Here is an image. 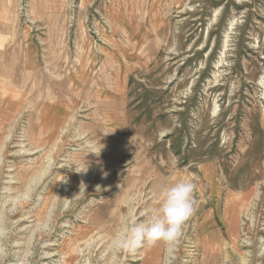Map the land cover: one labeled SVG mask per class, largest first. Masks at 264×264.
<instances>
[{"label": "rangeland", "instance_id": "374dc122", "mask_svg": "<svg viewBox=\"0 0 264 264\" xmlns=\"http://www.w3.org/2000/svg\"><path fill=\"white\" fill-rule=\"evenodd\" d=\"M9 1L30 23V0ZM66 11L65 72L97 58L86 76L125 95V133L104 157L113 145L69 132L57 148L22 119L0 122V264H165L162 247L110 245L180 179L198 204L172 264H264V0H68Z\"/></svg>", "mask_w": 264, "mask_h": 264}, {"label": "crops", "instance_id": "0c3cea01", "mask_svg": "<svg viewBox=\"0 0 264 264\" xmlns=\"http://www.w3.org/2000/svg\"><path fill=\"white\" fill-rule=\"evenodd\" d=\"M67 3L68 0H30L31 21L27 23L11 15L9 0H0V122L22 119L29 134L57 148L67 143L70 132L79 134L78 142L87 139L93 145L102 143L105 148L113 145V150L120 149L115 138L127 125L125 95L115 97V83L106 86L99 74L89 80L86 72L92 64H98L95 56V63L89 60L81 72L76 70L71 76L65 72L69 64ZM90 53L86 61L93 58ZM58 69L63 72L52 79L49 72ZM69 81L75 94L67 93ZM99 101L101 108L97 106ZM116 115L123 118V126H116ZM106 152L101 154L118 156L117 151ZM146 162L148 180L155 176L159 182L162 172L149 156ZM228 223L232 226L224 222Z\"/></svg>", "mask_w": 264, "mask_h": 264}, {"label": "clouds", "instance_id": "9594fccd", "mask_svg": "<svg viewBox=\"0 0 264 264\" xmlns=\"http://www.w3.org/2000/svg\"><path fill=\"white\" fill-rule=\"evenodd\" d=\"M196 188L194 182L185 179L162 187L158 207L151 209L142 222L134 218L126 220L113 237L111 249L116 253L134 254L140 249L162 247L165 264H172L174 253L197 210Z\"/></svg>", "mask_w": 264, "mask_h": 264}, {"label": "bare ground", "instance_id": "6f19581e", "mask_svg": "<svg viewBox=\"0 0 264 264\" xmlns=\"http://www.w3.org/2000/svg\"><path fill=\"white\" fill-rule=\"evenodd\" d=\"M226 43H227V41H226Z\"/></svg>", "mask_w": 264, "mask_h": 264}]
</instances>
